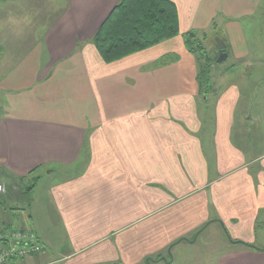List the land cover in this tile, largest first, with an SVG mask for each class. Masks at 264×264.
Instances as JSON below:
<instances>
[{
  "label": "crops",
  "instance_id": "1",
  "mask_svg": "<svg viewBox=\"0 0 264 264\" xmlns=\"http://www.w3.org/2000/svg\"><path fill=\"white\" fill-rule=\"evenodd\" d=\"M169 1L178 36L105 63L92 40L120 0H69L0 77V235L43 246L0 264H175L204 233L213 264H264V72L211 82L185 39L220 15L250 66L260 0Z\"/></svg>",
  "mask_w": 264,
  "mask_h": 264
},
{
  "label": "rangeland",
  "instance_id": "2",
  "mask_svg": "<svg viewBox=\"0 0 264 264\" xmlns=\"http://www.w3.org/2000/svg\"><path fill=\"white\" fill-rule=\"evenodd\" d=\"M68 1L0 0V77L29 53L39 42L46 29L61 18ZM259 6L260 9L254 15L251 25L252 42L254 35L258 40L254 47V56L257 60L250 61V66L234 60L233 57L218 63L220 50L216 41H223L221 38L225 32L223 26L228 24V20H223L220 15H216L214 19L215 23L218 22L219 27L216 33L213 32V28L203 31L208 40L212 42L213 47L209 41L205 44L200 35L191 43L194 44L191 48L195 49L198 55L200 70L215 72V74H210L211 82L221 74L219 72H235V74L237 72H264V0H260ZM199 44H201L202 50L198 48ZM228 52L227 49L226 53ZM21 207L24 206H19L21 210L25 209ZM17 213L18 218L22 219L23 213L19 211ZM214 242V237L204 233L193 246L187 247L182 252L181 258L179 257L175 264H213L218 250Z\"/></svg>",
  "mask_w": 264,
  "mask_h": 264
},
{
  "label": "trees",
  "instance_id": "3",
  "mask_svg": "<svg viewBox=\"0 0 264 264\" xmlns=\"http://www.w3.org/2000/svg\"><path fill=\"white\" fill-rule=\"evenodd\" d=\"M178 34L177 10L171 1L120 0L92 41L101 59L111 63ZM195 38V34H187L185 39L189 48L194 45L191 43ZM198 48L202 50L201 44Z\"/></svg>",
  "mask_w": 264,
  "mask_h": 264
},
{
  "label": "built area",
  "instance_id": "4",
  "mask_svg": "<svg viewBox=\"0 0 264 264\" xmlns=\"http://www.w3.org/2000/svg\"><path fill=\"white\" fill-rule=\"evenodd\" d=\"M5 193V187L0 185V195ZM0 239L7 243L0 252V263L8 258H22L42 252L43 246L37 236L28 230L14 229L0 235Z\"/></svg>",
  "mask_w": 264,
  "mask_h": 264
},
{
  "label": "water",
  "instance_id": "5",
  "mask_svg": "<svg viewBox=\"0 0 264 264\" xmlns=\"http://www.w3.org/2000/svg\"><path fill=\"white\" fill-rule=\"evenodd\" d=\"M216 43L218 44L219 50H220V56H219V59H218V63H221V62L225 61L226 57H227L225 52H224L225 51V47H224V44L221 41H219V40H217Z\"/></svg>",
  "mask_w": 264,
  "mask_h": 264
}]
</instances>
